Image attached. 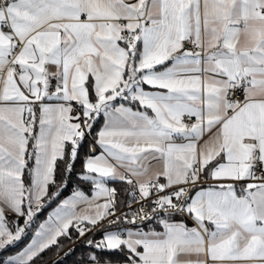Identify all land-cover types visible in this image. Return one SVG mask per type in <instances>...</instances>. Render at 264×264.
Wrapping results in <instances>:
<instances>
[{
	"label": "snow or ice",
	"instance_id": "snow-or-ice-1",
	"mask_svg": "<svg viewBox=\"0 0 264 264\" xmlns=\"http://www.w3.org/2000/svg\"><path fill=\"white\" fill-rule=\"evenodd\" d=\"M0 264H264V0H0Z\"/></svg>",
	"mask_w": 264,
	"mask_h": 264
},
{
	"label": "trees",
	"instance_id": "trees-1",
	"mask_svg": "<svg viewBox=\"0 0 264 264\" xmlns=\"http://www.w3.org/2000/svg\"><path fill=\"white\" fill-rule=\"evenodd\" d=\"M43 218V217H42Z\"/></svg>",
	"mask_w": 264,
	"mask_h": 264
}]
</instances>
